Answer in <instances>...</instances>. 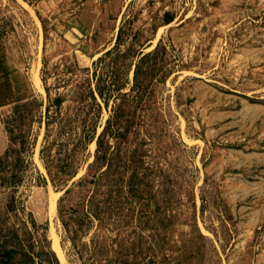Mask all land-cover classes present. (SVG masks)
Segmentation results:
<instances>
[{"label": "rangeland", "instance_id": "obj_1", "mask_svg": "<svg viewBox=\"0 0 264 264\" xmlns=\"http://www.w3.org/2000/svg\"><path fill=\"white\" fill-rule=\"evenodd\" d=\"M0 264H264V0H0Z\"/></svg>", "mask_w": 264, "mask_h": 264}]
</instances>
